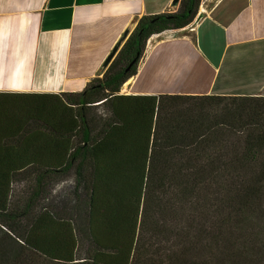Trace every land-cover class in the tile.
Returning a JSON list of instances; mask_svg holds the SVG:
<instances>
[{"label": "trees", "instance_id": "16d2710c", "mask_svg": "<svg viewBox=\"0 0 264 264\" xmlns=\"http://www.w3.org/2000/svg\"><path fill=\"white\" fill-rule=\"evenodd\" d=\"M201 3L139 18L81 92H0V264L264 259L245 225L264 219V94H121L148 41L191 25ZM71 176L80 206L46 207Z\"/></svg>", "mask_w": 264, "mask_h": 264}, {"label": "crops", "instance_id": "0c3cea01", "mask_svg": "<svg viewBox=\"0 0 264 264\" xmlns=\"http://www.w3.org/2000/svg\"><path fill=\"white\" fill-rule=\"evenodd\" d=\"M174 1L0 0V92L83 91L139 18ZM127 83L123 95L264 94V0H202L197 23L148 41Z\"/></svg>", "mask_w": 264, "mask_h": 264}, {"label": "rangeland", "instance_id": "374dc122", "mask_svg": "<svg viewBox=\"0 0 264 264\" xmlns=\"http://www.w3.org/2000/svg\"><path fill=\"white\" fill-rule=\"evenodd\" d=\"M200 8H201V6H200ZM199 11H200V9H199ZM198 15H199V13H198ZM196 19H197V17H196ZM75 186H76V180H75V177H72V176L61 181V182H59V183H57L54 186V188L52 189V191L50 190V192H49L50 194H49L48 198L43 202V204L46 207H49L50 209H51V206H55V207L57 206V208L59 210H62V209L64 210L67 207H74L76 205L80 206V204H77L76 202H74V200L76 198L74 195ZM247 216H248V218H247V221L245 222V225L247 226V229L251 235L250 236L251 240L256 239L255 235L253 234L256 232L258 234L261 233V234H259L261 239H262V237L264 238V219L258 221L259 218H257V215H255V216L247 215ZM253 223H257V226H255V227L252 226ZM79 254L80 255L84 254L81 251V249L79 251ZM255 264H264V259L262 261H258V263H255Z\"/></svg>", "mask_w": 264, "mask_h": 264}, {"label": "water", "instance_id": "95a60500", "mask_svg": "<svg viewBox=\"0 0 264 264\" xmlns=\"http://www.w3.org/2000/svg\"><path fill=\"white\" fill-rule=\"evenodd\" d=\"M178 4H179V0H175L174 3H173V5H174L175 7L178 6Z\"/></svg>", "mask_w": 264, "mask_h": 264}, {"label": "built area", "instance_id": "2783aa9c", "mask_svg": "<svg viewBox=\"0 0 264 264\" xmlns=\"http://www.w3.org/2000/svg\"><path fill=\"white\" fill-rule=\"evenodd\" d=\"M194 22H195V23H197V19H196ZM191 30H193V31H194V30H195V27H192V29H191Z\"/></svg>", "mask_w": 264, "mask_h": 264}, {"label": "bare ground", "instance_id": "6f19581e", "mask_svg": "<svg viewBox=\"0 0 264 264\" xmlns=\"http://www.w3.org/2000/svg\"><path fill=\"white\" fill-rule=\"evenodd\" d=\"M126 85H128V83H126Z\"/></svg>", "mask_w": 264, "mask_h": 264}]
</instances>
